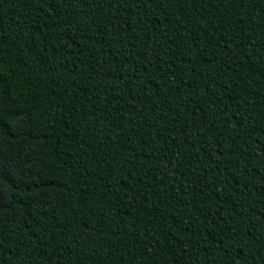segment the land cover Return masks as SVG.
I'll return each instance as SVG.
<instances>
[{"label": "trees", "instance_id": "trees-1", "mask_svg": "<svg viewBox=\"0 0 264 264\" xmlns=\"http://www.w3.org/2000/svg\"><path fill=\"white\" fill-rule=\"evenodd\" d=\"M0 264H264V0H0Z\"/></svg>", "mask_w": 264, "mask_h": 264}]
</instances>
